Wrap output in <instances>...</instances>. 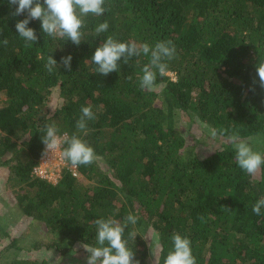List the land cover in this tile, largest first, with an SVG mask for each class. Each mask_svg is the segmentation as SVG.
<instances>
[{"label": "trees", "instance_id": "16d2710c", "mask_svg": "<svg viewBox=\"0 0 264 264\" xmlns=\"http://www.w3.org/2000/svg\"><path fill=\"white\" fill-rule=\"evenodd\" d=\"M17 6L0 0V41L8 40L0 44V171L21 214L45 235L31 250L87 252L83 244L96 246L95 219L123 222L131 213L139 219L124 239L138 234L128 247L139 264H163L173 233L190 239L196 264H264V208L252 212L264 197V166L255 176L244 172L227 136H216L219 145L201 156L180 124L187 117L226 129L264 153V88L256 72L264 59V0H105L103 15L83 18L79 46L46 36L39 20L29 22L38 39L26 46L15 24L27 13L14 16ZM105 20L108 31L97 35ZM109 35L150 46L172 42L175 58L165 76L157 74L156 90L139 87L149 60L143 55L128 64L122 58L118 72L96 73L91 56ZM69 54L71 71H47L50 55L59 64ZM89 105L96 118L84 133L76 121ZM45 124L94 149V162L77 167L79 177L65 168L53 184L33 174ZM148 227L157 258L144 237ZM23 250L1 217L0 264H54L20 258Z\"/></svg>", "mask_w": 264, "mask_h": 264}, {"label": "clouds", "instance_id": "9594fccd", "mask_svg": "<svg viewBox=\"0 0 264 264\" xmlns=\"http://www.w3.org/2000/svg\"><path fill=\"white\" fill-rule=\"evenodd\" d=\"M10 5H18L13 13L19 16L27 13L23 20L15 24L18 35L24 39L26 46L31 47L37 42V35L33 28L28 27L31 20L41 21V29L46 36L66 38L73 44L79 46L82 42L81 28L84 26V17L89 14L101 16L105 13V0H8ZM109 23L105 20L95 27V33L107 32ZM5 47L8 40L0 41ZM176 48L171 41H159L154 46L148 43L136 41L121 42L109 35L95 49L91 61L96 65L95 71L101 76H107L114 71L118 72L123 58V63L128 64L133 57L141 55L148 57V63L141 69L142 75L138 77L141 90L154 91L157 74L163 77L167 74L168 61L175 58ZM71 54L61 57L60 63L50 55L47 58L46 69L49 73L59 66L71 71ZM256 72L259 77V85L264 88V59H258ZM131 79V76L128 77ZM80 118L76 121V128L86 133L87 122L94 120L95 114L92 107L83 106L80 109ZM41 131L45 134L41 138L44 144V153L51 151L53 154L59 152L61 158L73 167L90 165L94 162L96 154L94 149L88 145L80 136L68 133L60 134L54 124H45ZM212 136H227V141L232 144L237 165L249 176H255L264 166V153L255 151L253 147L238 134H228L226 129H211ZM264 208V197L259 198L252 206V212L261 215ZM139 217L129 213L120 222L111 217L98 218L93 222L96 226V246L83 244L89 253L87 264H139L134 259V251L128 247V240L135 241L138 235L135 231L128 233V239H124V233L129 224L135 225ZM203 219V217H201ZM172 249L168 252L163 264H196V258L192 253L191 241L179 233L171 236ZM159 247V245H157Z\"/></svg>", "mask_w": 264, "mask_h": 264}, {"label": "rangeland", "instance_id": "374dc122", "mask_svg": "<svg viewBox=\"0 0 264 264\" xmlns=\"http://www.w3.org/2000/svg\"><path fill=\"white\" fill-rule=\"evenodd\" d=\"M3 101L4 97L0 96V106ZM180 124L182 125L181 129L185 131L188 147L195 148L199 155H207L213 150L214 146L217 147L219 145V143L217 144V137L212 136L210 129L198 121H190L187 117H184ZM249 144L255 151H259V144ZM5 176L6 173L0 171V218L5 217L12 237L17 238L20 241V245L24 248L19 253V257L40 260L46 259L54 264H87L88 252L79 251L68 256H60L56 251L46 249L45 247L39 250H31V245L34 241L38 239L46 240L45 235L37 222L21 214L10 196V191L3 187ZM144 237L146 242L153 246V255L156 257L159 251L156 233L148 227L144 233Z\"/></svg>", "mask_w": 264, "mask_h": 264}, {"label": "built area", "instance_id": "2783aa9c", "mask_svg": "<svg viewBox=\"0 0 264 264\" xmlns=\"http://www.w3.org/2000/svg\"><path fill=\"white\" fill-rule=\"evenodd\" d=\"M173 79H175V77H173ZM65 168L70 169L74 177H79L77 167L68 165V163L61 158L59 152L53 154L49 151L46 155L43 154L39 165L34 168L33 174L38 178L56 184L61 178L62 172Z\"/></svg>", "mask_w": 264, "mask_h": 264}]
</instances>
